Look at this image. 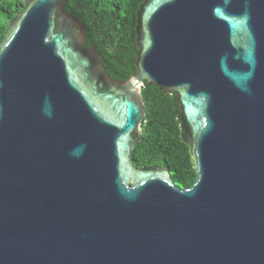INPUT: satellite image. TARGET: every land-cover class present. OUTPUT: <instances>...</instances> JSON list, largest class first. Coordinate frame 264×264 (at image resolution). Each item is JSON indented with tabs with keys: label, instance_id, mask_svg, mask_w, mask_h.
Returning <instances> with one entry per match:
<instances>
[{
	"label": "water",
	"instance_id": "obj_1",
	"mask_svg": "<svg viewBox=\"0 0 264 264\" xmlns=\"http://www.w3.org/2000/svg\"><path fill=\"white\" fill-rule=\"evenodd\" d=\"M66 2L0 40V264H264V0H144L125 81ZM144 86L177 100L189 188L133 162Z\"/></svg>",
	"mask_w": 264,
	"mask_h": 264
},
{
	"label": "trees",
	"instance_id": "obj_2",
	"mask_svg": "<svg viewBox=\"0 0 264 264\" xmlns=\"http://www.w3.org/2000/svg\"><path fill=\"white\" fill-rule=\"evenodd\" d=\"M144 0H67L64 10L85 27L86 46L93 47L109 75L125 81L136 74V13ZM24 8V0H0V40L8 22ZM145 109L142 137L132 159L137 168L168 169L175 186L195 181L189 149L181 140L178 104L174 95L154 86L141 88Z\"/></svg>",
	"mask_w": 264,
	"mask_h": 264
}]
</instances>
